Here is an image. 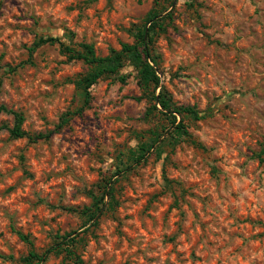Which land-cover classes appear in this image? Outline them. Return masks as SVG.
I'll use <instances>...</instances> for the list:
<instances>
[{"label":"rangeland","instance_id":"rangeland-1","mask_svg":"<svg viewBox=\"0 0 264 264\" xmlns=\"http://www.w3.org/2000/svg\"><path fill=\"white\" fill-rule=\"evenodd\" d=\"M143 24L156 86L125 57L48 140L10 136L0 113V264L49 247L41 264H264V0H0V106L29 135L55 130L91 66L54 43L16 67L27 48L104 57Z\"/></svg>","mask_w":264,"mask_h":264},{"label":"trees","instance_id":"trees-1","mask_svg":"<svg viewBox=\"0 0 264 264\" xmlns=\"http://www.w3.org/2000/svg\"><path fill=\"white\" fill-rule=\"evenodd\" d=\"M155 15H151L147 18V20H152ZM154 23L151 26L154 27ZM161 26V23L158 24ZM151 29L148 28V31H145V24L142 25L141 28H138L135 36H134V42L132 44H123L121 46V49L119 51L112 50L109 55L101 57L98 56L95 52L94 46L89 43L81 42L78 44L79 49H75L69 46L63 45L62 42H60L55 37H39L37 41H35L30 47L27 48V58L25 61L20 62L16 67L23 66L25 64H31L32 63V55L36 51V49L43 45V44H54L58 43L59 48L61 51L70 53L73 58L82 60L85 64L91 66V70L87 73V75L77 81V86L82 92L83 100L81 106L73 113L65 114L61 117V120L57 124L55 130L49 131L45 134L38 133L36 135H29L27 132H24L20 129L19 125L22 121V118L19 117L15 112L7 109L4 106H0V113H11L16 123L13 125V127L9 130L10 136L14 138H22L27 137V139L30 142H36L40 140H48L51 135L55 132L61 129L67 122L70 117V115H80L84 111V109L88 108L90 106V88L100 79L101 77H104L105 75H115L118 73L119 69L122 67V63L125 59V57H130L135 64L136 67L139 68L143 79L145 83L148 85V83L152 82L157 85L158 78L156 76V71L153 68V66H150L149 62L152 61L154 63V57L151 55V49H150V43H151V36L150 32ZM155 64V63H154ZM13 69V68H12ZM11 69V70H12ZM119 81L124 83L125 78L123 76H118ZM158 101L157 103L161 107L163 111L168 112H175V113H186L187 115L191 116L194 120L200 119V116L198 115V112L193 107H179L176 108L173 104H171V101L169 98H167L164 94H160L157 96ZM156 96H153V100L155 101ZM153 111H158L155 105L152 107ZM160 113V112H159ZM2 127H0V130ZM178 134H186V130L183 128V125L180 124L176 127ZM138 159L143 158V153H139L137 156ZM106 193H110L111 190L105 189ZM18 237L26 242L27 244L31 245V241L29 240L27 235H24L20 232H17ZM67 237H69V234H66L61 237V241L56 243L55 247H58L65 243L64 241H67ZM74 240V237L68 239V242H71ZM54 247L47 248L44 252L41 254H38L34 252L32 249L28 252L27 256L24 257L23 261L25 264H41L45 261L46 256L53 251ZM67 252H70L68 249H66Z\"/></svg>","mask_w":264,"mask_h":264}]
</instances>
